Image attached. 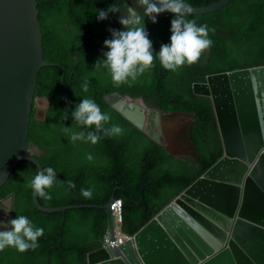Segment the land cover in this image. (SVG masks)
<instances>
[{
	"label": "trees",
	"instance_id": "1",
	"mask_svg": "<svg viewBox=\"0 0 264 264\" xmlns=\"http://www.w3.org/2000/svg\"><path fill=\"white\" fill-rule=\"evenodd\" d=\"M218 1L185 0L192 8ZM37 2L42 13L44 56L50 62L45 66L39 97H48L51 106L45 120L34 118L29 144L36 147L43 168L52 167L57 172V181L46 189L52 199L39 197V201L48 208L93 207L70 209L65 214L39 210L33 190L25 187L38 168L27 159L19 161L0 188V199L14 193L11 219L25 215L34 226L43 228L44 234L35 250L20 252L9 246L0 251V264H88L87 255L103 246L110 228L111 214L104 207L114 194L123 201V230L133 236L222 158L212 101L194 94L193 85L214 73L264 66V0H233L220 11L188 15L186 18L194 19L197 25L215 29L209 31L213 43L196 63L185 64L175 72L164 69L156 54L162 44L171 42L174 14L161 13L155 23L145 16L153 44V66L119 87L107 67L95 65L108 51L104 41L112 38L109 29L124 30L120 16L127 15L130 7L143 15L138 0ZM113 4L120 11L98 19L99 10ZM85 80L87 92L82 88ZM108 93L143 97L151 108L196 114L191 138L198 148V161L170 155L164 144L155 143L112 109L105 99ZM83 98L95 100L101 111L110 115L106 128L119 125L123 133L104 137L96 144L72 142L66 127L75 132L95 130V125L81 126L71 115ZM65 110L68 117L62 120ZM69 180L75 188L68 187ZM82 188L92 189L91 199L81 194Z\"/></svg>",
	"mask_w": 264,
	"mask_h": 264
},
{
	"label": "water",
	"instance_id": "2",
	"mask_svg": "<svg viewBox=\"0 0 264 264\" xmlns=\"http://www.w3.org/2000/svg\"><path fill=\"white\" fill-rule=\"evenodd\" d=\"M232 1L192 8L191 14L220 11ZM46 65L37 0H0V188L21 160L43 170L29 140L34 118L45 120L51 106L39 97ZM193 92L212 101L222 158L129 240L90 252L88 264H264V66L211 74ZM105 99L170 155L198 161L191 138L196 114L151 108L143 97L121 93ZM122 104L137 108L142 119ZM14 199V193L0 199V207L11 208L0 211V230L10 229ZM33 200L45 213L93 207L48 208L35 193ZM115 200L114 194L104 208Z\"/></svg>",
	"mask_w": 264,
	"mask_h": 264
},
{
	"label": "clouds",
	"instance_id": "3",
	"mask_svg": "<svg viewBox=\"0 0 264 264\" xmlns=\"http://www.w3.org/2000/svg\"><path fill=\"white\" fill-rule=\"evenodd\" d=\"M138 3L143 6V15L135 8L130 7L127 15L120 16V23L124 26V30L109 29L112 38L104 41L108 51L104 52V58L98 60L95 65L99 67L103 64L107 67L110 70L112 81L117 87L127 83L129 78L134 81L139 74L153 66V44L146 30L145 16L150 17L155 23L157 16L161 13L167 11L174 14L171 21V42L162 44L159 52L156 53L162 67L166 70L175 72L185 64L190 66L196 63L201 53L210 48L213 43L209 38V31L214 32L215 29L210 30L206 24L197 25L194 19H187L186 17L192 13L193 9L185 0H155V2L154 0H138ZM119 11V8L113 4L107 10H99L98 19L105 20L110 12ZM82 88L84 92L88 91L87 80L83 83ZM71 115L75 122L81 126L91 128L95 125V130L87 133L84 131L75 132L70 127H66L65 131L70 133L72 142L79 140L96 144L104 137L119 136L124 131L119 125L106 128L104 125L110 121L111 117L102 112L99 105L91 98H83ZM67 117L68 112L65 110L61 119L64 120ZM87 158L92 160L91 155ZM56 181V170L46 167L27 181L25 187L31 188L39 197L51 200L52 196L46 189L51 188ZM67 183L69 188L76 186L73 181L69 180ZM81 194L86 199H91L92 189L82 188ZM3 210L8 212L11 208L3 207ZM2 223L0 222V224ZM8 223L11 225L10 229L5 226V230H0V251L9 246L15 247L20 252L29 249L35 250L39 247L38 238L44 234L43 228L34 226L25 215H18Z\"/></svg>",
	"mask_w": 264,
	"mask_h": 264
},
{
	"label": "built area",
	"instance_id": "4",
	"mask_svg": "<svg viewBox=\"0 0 264 264\" xmlns=\"http://www.w3.org/2000/svg\"><path fill=\"white\" fill-rule=\"evenodd\" d=\"M110 214L112 218V227L106 232L103 240V248L108 249L115 245L120 246L131 236L127 235L123 230V201L116 199L110 207Z\"/></svg>",
	"mask_w": 264,
	"mask_h": 264
},
{
	"label": "bare ground",
	"instance_id": "5",
	"mask_svg": "<svg viewBox=\"0 0 264 264\" xmlns=\"http://www.w3.org/2000/svg\"><path fill=\"white\" fill-rule=\"evenodd\" d=\"M127 104L125 105H120L119 108L123 111H125L127 114H129L132 117H136L139 119H142V115L139 113V111L137 110V108L130 106V107H125Z\"/></svg>",
	"mask_w": 264,
	"mask_h": 264
},
{
	"label": "crops",
	"instance_id": "6",
	"mask_svg": "<svg viewBox=\"0 0 264 264\" xmlns=\"http://www.w3.org/2000/svg\"><path fill=\"white\" fill-rule=\"evenodd\" d=\"M3 207H9V203H5V204H3L1 207H0V211L1 212H5L4 210H3ZM3 218H8L6 215H3Z\"/></svg>",
	"mask_w": 264,
	"mask_h": 264
}]
</instances>
